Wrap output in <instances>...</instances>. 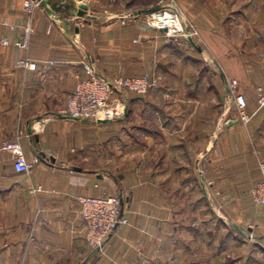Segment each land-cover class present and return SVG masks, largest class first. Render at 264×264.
I'll return each mask as SVG.
<instances>
[{"label": "crops", "instance_id": "1", "mask_svg": "<svg viewBox=\"0 0 264 264\" xmlns=\"http://www.w3.org/2000/svg\"><path fill=\"white\" fill-rule=\"evenodd\" d=\"M23 2L0 0V143L20 140L32 169L15 171L10 154L1 153L0 264H264V206L250 196L264 161V108L255 90L264 85V0H238V9L214 20V38L203 42L209 51L199 48L197 56L143 17L86 24L76 20V6L57 0L37 9L31 44L20 48ZM6 17L14 29L1 23ZM26 54L36 70L14 67ZM86 60L102 76L150 74L160 88L129 102L119 95L122 118L71 119L62 110L86 76ZM180 61L195 72L193 85L179 83ZM228 78L248 99L247 124ZM125 137L133 147L127 151ZM141 152L152 161L124 165ZM122 191L128 223L94 250L77 197Z\"/></svg>", "mask_w": 264, "mask_h": 264}, {"label": "built area", "instance_id": "2", "mask_svg": "<svg viewBox=\"0 0 264 264\" xmlns=\"http://www.w3.org/2000/svg\"><path fill=\"white\" fill-rule=\"evenodd\" d=\"M44 0H24L23 12L26 14V22L22 25L21 39L16 42L20 48L28 49L34 33V17ZM3 25L14 29L17 25L9 22L8 18L1 20ZM154 26L152 22H149ZM165 26V25H161ZM9 45L10 40L4 38L1 41ZM86 76L79 79L73 92L69 95L65 108L62 110L67 117L81 121H110L122 116L120 101L117 95L131 93L137 96H146L152 90H158V81L150 74L141 76L114 75L105 77L98 73L95 64L91 60L82 62ZM14 67L25 71H34L38 68V62L28 54L18 58ZM230 94L236 104L239 119L247 124L252 115L248 113V99L240 89L236 80H229ZM257 108H264V85L256 86ZM10 154L9 162L17 172L29 174L32 169L26 158L25 151L20 140H4L0 143L1 153ZM261 179L250 189L252 201L264 206V161H260ZM41 186H32L31 191H41ZM79 213L83 220L85 238L89 246L94 250H103L116 229L128 223V219L122 214L123 196L103 192L99 195L81 194L77 197ZM22 264V263H19Z\"/></svg>", "mask_w": 264, "mask_h": 264}, {"label": "rangeland", "instance_id": "3", "mask_svg": "<svg viewBox=\"0 0 264 264\" xmlns=\"http://www.w3.org/2000/svg\"><path fill=\"white\" fill-rule=\"evenodd\" d=\"M237 1L238 0H57V3L60 7H72V5L76 6L74 9L76 10V13H78L77 17H79V19L76 18V20H80L81 22L84 21V23L86 24L102 23L103 25H105L113 21H128L133 20L136 17H143L147 20L148 24L149 22H152V24H154V26L158 28L157 31H159L160 36H164L166 40L169 39V41L175 42V44L177 43V47L179 44V46L182 47L187 54L189 53L197 56L198 49L203 48L208 50L207 46L204 43L207 40L210 41L209 39L211 37L214 38V34L216 33V30L214 29V20H219L222 17L224 18L227 16V14L231 13L232 10L238 9L240 7V3L237 4ZM88 7H90V10L88 11L87 9V11H84ZM105 9H107L108 11L105 12ZM67 10L70 9L68 8ZM141 10H144V12H140ZM60 15H63L62 17L65 18H71V15L73 17V14L64 11L63 13H60ZM159 16H171L179 22L180 26L177 25L178 28L170 31V28L156 24L155 20H157ZM222 31H225V33L227 32L226 29H222ZM184 64V61H180V64L177 66L176 71L179 74V77H181V82H179V80L178 82L182 83L183 79L186 78V82H188L189 84L191 82V84L193 85L195 83L196 74L194 72V75H190V73H192V68L189 66L185 67L188 64ZM192 64L193 65L191 66H198V63ZM217 71L220 72V67L218 65V62L214 58L215 86L217 84H220L219 79H221V76L218 75ZM164 79L165 78H162L160 80L162 84L166 83V80L164 82ZM229 80L236 79L228 78V84ZM236 81L239 85H241L238 80ZM160 85H158V89L160 88ZM122 94L124 95L125 102H129L132 98L131 96H136L131 93ZM119 95H117V97H119ZM158 100L160 102H167L168 100H171V97L169 96L165 97V99ZM174 100H176V97ZM129 123H131V121L127 122L126 125L122 127L125 133H130L131 131V125ZM117 128L118 126L113 127L114 130H118ZM129 140V138L127 139V137H125L123 141L124 151L133 148L129 145ZM148 154L149 153L147 152H141L140 154H137L134 160L132 159V157H129L124 161V165H132L131 167L135 166L136 164L141 165V163L145 165L147 164V160L151 159L149 161H152V156H148ZM160 155L161 152H155V157H157V159H159ZM155 159L156 158H154V162ZM120 194L123 196V200L125 201L127 197L126 192L122 191Z\"/></svg>", "mask_w": 264, "mask_h": 264}, {"label": "bare ground", "instance_id": "4", "mask_svg": "<svg viewBox=\"0 0 264 264\" xmlns=\"http://www.w3.org/2000/svg\"><path fill=\"white\" fill-rule=\"evenodd\" d=\"M155 21L158 25H165L167 28H170V31H173V29L178 28L177 25L180 26L179 22L171 16H159Z\"/></svg>", "mask_w": 264, "mask_h": 264}, {"label": "water", "instance_id": "5", "mask_svg": "<svg viewBox=\"0 0 264 264\" xmlns=\"http://www.w3.org/2000/svg\"><path fill=\"white\" fill-rule=\"evenodd\" d=\"M86 6V5H85Z\"/></svg>", "mask_w": 264, "mask_h": 264}]
</instances>
